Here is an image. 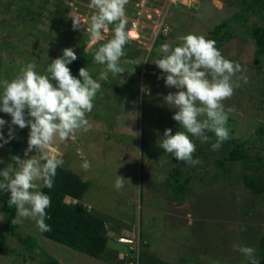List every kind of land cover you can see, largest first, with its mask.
Here are the masks:
<instances>
[{
	"label": "rangeland",
	"instance_id": "obj_1",
	"mask_svg": "<svg viewBox=\"0 0 264 264\" xmlns=\"http://www.w3.org/2000/svg\"><path fill=\"white\" fill-rule=\"evenodd\" d=\"M89 3L90 0H0V81L13 80L29 62L36 64L39 73L48 74V64L56 58V52L66 48L88 51V70L97 78L104 66L94 62V52L112 38L114 24L109 25L107 33H102V39L91 40L88 26L97 10L89 7ZM240 9V0H128L126 29H134L138 36H133L126 47L142 50L139 56L134 55V63L140 64L129 68V59H121L120 63L126 62L121 64L125 72L101 81L93 110L87 114L92 125L90 131H77L65 140L57 135L47 147L49 154L63 159V166L91 182L80 202L90 210L113 217L107 224L109 252L103 258H96L46 238L32 217L19 219L20 232L37 237L59 264H128L140 261L141 251L174 264L203 258L221 263L210 256L235 259L244 230L256 227L257 233L249 234H256V239L264 233V200L246 189L241 181L230 183L221 178L214 185L202 183L199 188L197 182L196 191L188 199L177 202L164 188V180L174 166L159 164L162 155L152 146L141 147L153 125L158 128L157 142L161 144L163 139L155 108H164L170 114L176 111L164 102V97L177 89L166 86L164 79L158 78L162 70L154 64L160 46L157 54L147 61L156 36L164 31V43L173 47L182 43L181 37L189 33L207 37L216 24L232 19ZM73 18L80 21V28H73ZM254 21L259 19L251 17L249 24ZM235 27L234 37L219 50L225 58L240 64L241 70L232 77L238 85L233 95L222 103L229 114L230 138L248 140L253 152L261 151L264 155V134L257 135V129L264 125V70L254 61L255 45L246 28ZM142 94L146 103L141 101ZM0 117L10 124L9 114L0 112ZM9 124L4 126L5 137ZM14 127L17 140L22 129ZM8 150L9 143L0 147L1 169L2 165L13 163L7 159ZM36 154L33 149L29 157L23 154L22 159ZM84 160L91 162L87 170L81 166ZM117 175L125 179L124 187L119 190L114 186ZM4 222L0 210V235ZM210 228L217 229L223 238L215 249L212 239L209 240L214 232ZM146 241L149 248L143 245ZM8 242L24 250L16 237H9ZM191 252L196 254L193 256ZM22 263L15 253L0 252V264Z\"/></svg>",
	"mask_w": 264,
	"mask_h": 264
},
{
	"label": "clouds",
	"instance_id": "obj_2",
	"mask_svg": "<svg viewBox=\"0 0 264 264\" xmlns=\"http://www.w3.org/2000/svg\"><path fill=\"white\" fill-rule=\"evenodd\" d=\"M127 4L128 0H90L89 7L97 10L88 26L90 39H102V33H107L109 25L114 24L112 38L94 52V62L104 66L97 78H93L87 67H81L78 76H74L69 65L77 55L73 48H66L62 56L48 64V74L39 73L36 64L29 62L13 80L0 81V112L11 116L10 124L0 117V147L15 138L14 126L28 127L24 156L29 157L33 149L37 153L24 159L13 156L14 164L0 169V192H10L7 203L9 207L15 206L17 222L20 218H36L42 232L51 231L46 223L51 198L41 188L53 187L57 169L64 161L49 154L47 147L57 135L65 140L77 131H90L92 125L87 114L93 110L101 81L125 72L120 61L126 54L125 45L135 35L126 29ZM80 26V21L73 18V28ZM181 40L175 47L167 42L161 44L154 64L162 70L158 78H163L166 86L177 89L166 95L164 102L176 110L173 119L186 130L173 134L171 128L165 129L160 148L178 161L189 163L194 162L196 151L192 137L208 141L206 133L213 132L216 136L213 150L230 138L229 114L222 102L238 86L232 77L241 66L225 58L216 42L203 35L189 33ZM6 124H9L7 137ZM160 163H167L164 155ZM81 166L87 170L91 162L84 160ZM124 180L117 175L114 185L117 190L124 187ZM237 250L250 258L249 264H260L254 248L237 246Z\"/></svg>",
	"mask_w": 264,
	"mask_h": 264
},
{
	"label": "trees",
	"instance_id": "obj_3",
	"mask_svg": "<svg viewBox=\"0 0 264 264\" xmlns=\"http://www.w3.org/2000/svg\"><path fill=\"white\" fill-rule=\"evenodd\" d=\"M240 4L241 9L239 12L232 19H225L216 24L206 38L214 40L216 47L219 49L234 37L237 31L236 25L246 28L255 45L254 61L264 70V0H240ZM59 12L62 14L61 8H59ZM251 17H257L259 21H254L249 24ZM162 32L154 40L150 49V55L147 57L148 63L157 54V48L166 39V35H164L166 33L164 31ZM126 46L127 44L125 45L126 54L121 59H129L128 62L130 64L128 63L127 67H137L135 64H140V62L134 63V55L139 56L142 50H131ZM63 50L56 52V58L62 56ZM75 52L77 59L69 67L71 72L78 76L81 67L88 68L89 53L84 50ZM121 64H126V62H122ZM138 67L140 66L138 65ZM148 70L150 71V68ZM115 87L118 90V87ZM0 91H2V87H0ZM130 94L134 96L136 93ZM144 97L146 96L142 94L141 101L146 103V98ZM137 99L139 100L138 95ZM143 102L142 105L144 106ZM143 109H145V106ZM155 109H157L156 118L161 124L159 130L163 133L168 128L172 129L173 134L176 131H186L173 119L172 113L166 112L164 108ZM166 121L169 123L168 126H166ZM21 131L22 136L19 139H12L9 142L7 159L12 161L13 164L12 157L20 156L22 158L24 150L27 147L26 138L29 136V128L25 127ZM157 131L158 128H155L153 125V128L147 131L146 137L143 138L141 147L146 145L152 146V149L158 152V155H163L165 154V150L160 148V143L157 142L159 136ZM206 134L210 138L208 141H202L200 138L192 137L193 142L196 144V151L193 153L194 162L185 163L178 161L175 157H171V154L166 153L164 155L167 159L166 164L172 163L171 166H174V169L170 168L171 170L164 180V188L169 191L170 197L177 202H182L196 191L194 190V186L197 182V187L199 188L202 183L211 186L220 182L222 180L221 178H223L230 183L241 181L246 189L258 198L264 200L263 152H253L248 140H241L234 137L225 140L219 149L213 150L212 144L216 142V136L213 132H207ZM263 134L264 125L257 129L258 136ZM159 164L161 163L159 162ZM1 167L4 168L5 166L2 165ZM90 187L91 182L84 179L72 169L63 165L58 168L53 187L51 189L42 187V191L47 193L51 198V205L46 209V223L51 226V231L42 233L46 238L65 244L80 252L96 258H103L109 252L108 243L110 236L108 234L107 224L113 217L90 210L86 204L80 202ZM0 197L3 200L0 204V210L4 213L5 219L3 231L0 235V252L10 251L15 253L18 258L22 259V264H59V260L44 249L37 237L29 234L24 235L18 230L20 224L16 220V208L15 206L9 207L7 203L10 199V192H0ZM67 197L72 200L67 201ZM211 231H214L216 234L219 232L217 229H212ZM214 232H211V237H209V240L212 239L214 243L213 249L218 248L217 244H219L220 239H223L218 234L216 236ZM243 232V241L238 246L254 248L256 250V258L259 259L260 264H264V233L258 239H256V234V236L249 235L253 232L257 233V229L254 226ZM9 237H16L24 247V250L12 247L8 242ZM143 245L149 248L150 243L146 241ZM235 252L234 255H237V257L235 259L232 258V260L220 259L215 255L210 256V258L217 259L221 263L203 260L206 259L203 258L188 264H226L224 261L230 262L231 264H239V261H246L249 258L237 249ZM139 254L140 258L137 259L140 261H137L140 264H174L160 259L158 256L151 255L148 252L141 251ZM191 254L194 256L196 253L191 252ZM138 262L133 261L128 264H138ZM245 264H249V261Z\"/></svg>",
	"mask_w": 264,
	"mask_h": 264
},
{
	"label": "bare ground",
	"instance_id": "obj_4",
	"mask_svg": "<svg viewBox=\"0 0 264 264\" xmlns=\"http://www.w3.org/2000/svg\"><path fill=\"white\" fill-rule=\"evenodd\" d=\"M132 32L135 33L134 37L138 36L137 32L134 29L132 30ZM123 240H126V239L124 238Z\"/></svg>",
	"mask_w": 264,
	"mask_h": 264
}]
</instances>
